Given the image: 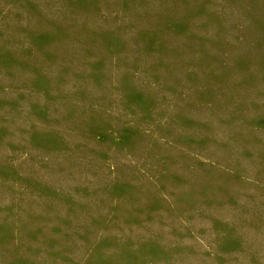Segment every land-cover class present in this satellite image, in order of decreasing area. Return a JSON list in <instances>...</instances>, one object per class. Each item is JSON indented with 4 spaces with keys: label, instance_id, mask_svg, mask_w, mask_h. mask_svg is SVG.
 <instances>
[{
    "label": "rangeland",
    "instance_id": "1",
    "mask_svg": "<svg viewBox=\"0 0 264 264\" xmlns=\"http://www.w3.org/2000/svg\"><path fill=\"white\" fill-rule=\"evenodd\" d=\"M0 264H264V0H0Z\"/></svg>",
    "mask_w": 264,
    "mask_h": 264
}]
</instances>
